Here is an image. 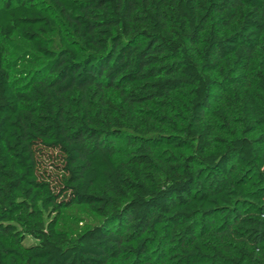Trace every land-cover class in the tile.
<instances>
[{"label": "trees", "instance_id": "trees-1", "mask_svg": "<svg viewBox=\"0 0 264 264\" xmlns=\"http://www.w3.org/2000/svg\"><path fill=\"white\" fill-rule=\"evenodd\" d=\"M35 1L0 0V264H264V0Z\"/></svg>", "mask_w": 264, "mask_h": 264}, {"label": "rangeland", "instance_id": "rangeland-1", "mask_svg": "<svg viewBox=\"0 0 264 264\" xmlns=\"http://www.w3.org/2000/svg\"><path fill=\"white\" fill-rule=\"evenodd\" d=\"M35 3L39 7L47 8L43 0H36ZM7 48V60L9 62V71L13 76L14 80L18 85L29 83L33 78L32 73L36 68L33 64H27L26 59L30 56L34 57V53L24 42V40L19 37H16L12 41L8 42ZM217 105V101H215L214 106L216 107ZM220 123L221 122L217 119V117H213L211 119V126L214 128L216 135L221 134L224 131L223 127H219ZM65 216V227L69 228L70 231H72L73 233L81 232L86 226L92 225L95 222L94 217L88 214L83 209H72L68 211ZM71 216H75L76 218H78V221L72 219ZM27 243H29V240Z\"/></svg>", "mask_w": 264, "mask_h": 264}]
</instances>
